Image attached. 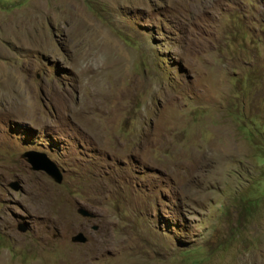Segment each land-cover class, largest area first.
<instances>
[{
	"label": "rangeland",
	"instance_id": "1",
	"mask_svg": "<svg viewBox=\"0 0 264 264\" xmlns=\"http://www.w3.org/2000/svg\"><path fill=\"white\" fill-rule=\"evenodd\" d=\"M0 264H264V0H0Z\"/></svg>",
	"mask_w": 264,
	"mask_h": 264
},
{
	"label": "water",
	"instance_id": "2",
	"mask_svg": "<svg viewBox=\"0 0 264 264\" xmlns=\"http://www.w3.org/2000/svg\"><path fill=\"white\" fill-rule=\"evenodd\" d=\"M22 158H24L25 161L30 164L32 170L44 171L56 183H60L62 181V173L60 169L44 153L37 151H27L22 154ZM10 186L13 189L18 188V184L16 182L11 183ZM78 212L83 216L88 215V213L82 208H79ZM95 228L96 227L94 226L93 229ZM17 229L20 231H25L26 225L20 224ZM72 241L84 243L86 242V237L82 233H78L72 237Z\"/></svg>",
	"mask_w": 264,
	"mask_h": 264
}]
</instances>
